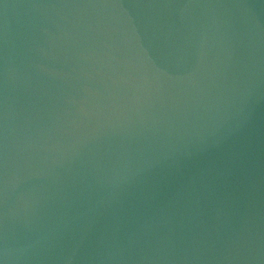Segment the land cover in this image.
Masks as SVG:
<instances>
[{"label": "water", "instance_id": "water-1", "mask_svg": "<svg viewBox=\"0 0 264 264\" xmlns=\"http://www.w3.org/2000/svg\"><path fill=\"white\" fill-rule=\"evenodd\" d=\"M0 264H264V0H0Z\"/></svg>", "mask_w": 264, "mask_h": 264}]
</instances>
